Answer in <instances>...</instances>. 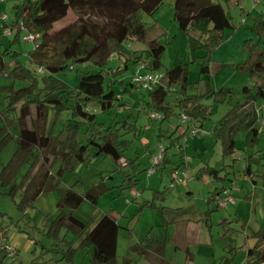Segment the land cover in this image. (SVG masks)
Returning a JSON list of instances; mask_svg holds the SVG:
<instances>
[{
    "label": "rangeland",
    "instance_id": "1",
    "mask_svg": "<svg viewBox=\"0 0 264 264\" xmlns=\"http://www.w3.org/2000/svg\"><path fill=\"white\" fill-rule=\"evenodd\" d=\"M254 0H220L225 12L230 18L231 27L225 30L223 40L214 47L211 55V87L214 92L219 89L230 90L233 94L227 96L222 102L214 98L201 99L202 105L208 109V118L205 120L203 131L207 134L202 140H189L184 148L185 156L190 158L189 172L195 175L197 171L208 163L216 170L224 166L227 171L235 167V181L229 183V196L234 205L228 210L216 209L212 204L206 205V200L220 183L212 177L194 178L188 186H175L169 188L171 167L180 164L177 149L169 150V164L163 170L161 164L155 173L148 175L152 159L159 156V147L168 148L169 136L179 125V115L182 108L179 106L177 94H170L166 99L170 107L169 119L159 122L151 120L150 114L156 113L163 117V112L151 111L147 103L148 95L140 89L133 88L131 75L133 67L130 65L126 72H122L116 81L122 82L127 91H123L119 84L114 85L116 92H121L124 107L102 113L96 102H89L87 110L95 115L94 130L103 132L106 128L116 130L120 135L119 140L127 142L123 151V167H117L104 155L92 156L87 165H77L69 168L62 177L59 188H70L84 196L89 188L104 182L108 190L97 200L96 205L86 199L73 212V216L85 224H89L84 235L88 233L102 215L109 214L116 218L119 225L116 249V262L122 264L124 258H130L133 264H145L130 248L145 244L146 239H163L165 241V259L171 264H221L223 258L239 264L244 261L245 252L255 244L254 235L264 225V184L258 181L257 186H251L243 176L246 162L245 154L259 153L264 156V101L259 100L255 105L258 110L259 121L256 128L259 130L260 141L254 150H246L245 133L241 132L236 137L237 150L232 158L222 161L221 145L215 142L212 135L213 127L219 120L237 104L243 103L245 96L241 93L244 87L252 88L257 79L247 73L236 70V65L243 63L248 55V46L258 44L263 46L260 37L253 32L257 21L264 16V2L253 5ZM19 0H5L0 2V54L16 56L18 62L33 73L41 82L42 77H47L48 72L39 74L37 67L30 64L28 54L40 43L38 35L35 42H25L28 33L24 30L17 35L15 29H10L13 21V8ZM174 0H164L158 9L151 15L143 14L142 21L147 24L146 40L156 39L163 43L160 72L178 65H186L188 72V96H197L205 92V87L200 76V67L203 59L208 55L206 37L199 31L190 29L187 32L178 30L174 20ZM5 18V19H4ZM77 16L69 11L67 16L55 23L48 33L53 36L61 29L75 23ZM162 27L164 32H159L155 26ZM157 27V28H158ZM192 39L195 41L192 42ZM248 42V44H246ZM130 50H145L144 43H128ZM7 54V55H6ZM124 60L118 59L114 54L107 63L105 71L123 69ZM217 66L222 69L216 70ZM85 70V66H78V71ZM91 73L97 70L89 68ZM79 73L68 71L56 77L74 87L78 81ZM108 83L109 76H105ZM5 78H0V85H9ZM24 82H17L16 90L25 87ZM177 92L180 86L177 85ZM7 104L4 95L0 93V111ZM33 112V111H31ZM74 116L71 111H63L56 115L50 110L47 118L46 132L57 135L70 124ZM127 126L123 127V123ZM92 126H81L78 141L84 142L91 133ZM10 132L18 135L17 127ZM178 131L173 138L178 137ZM197 146V147H196ZM16 148L15 142L10 143L0 153V172L7 164ZM239 159V160H238ZM233 160H238L233 164ZM31 161L26 162L19 170L15 183L19 184L27 173ZM59 162L54 164L52 173L55 175ZM253 172H264V160L260 164L254 163ZM130 178V179H128ZM134 180L137 185L132 186ZM190 189V190H189ZM8 188L0 187V264H92L90 261L92 249L81 246V238L66 227L59 226L58 238L49 236L55 224H52L60 212L57 209L59 192L48 191L41 194L32 204L20 210L18 205L22 192L16 191L12 196L7 195ZM190 192L191 194H188ZM163 193L164 200L154 199L156 194ZM246 198V199H245ZM210 209L209 220L205 221L206 213ZM225 221V223H223ZM65 239V240H64ZM80 246V247H79ZM6 247L15 251L14 258L4 254ZM68 247H73L77 252L71 261L63 257L68 252ZM188 252L192 259L188 260ZM49 250H54L51 252Z\"/></svg>",
    "mask_w": 264,
    "mask_h": 264
},
{
    "label": "trees",
    "instance_id": "2",
    "mask_svg": "<svg viewBox=\"0 0 264 264\" xmlns=\"http://www.w3.org/2000/svg\"><path fill=\"white\" fill-rule=\"evenodd\" d=\"M164 0H19L13 8V21L10 29H15L17 35L24 30L30 35H38L40 43L28 54L30 64L48 72L47 77H42L40 82L31 71L24 67L16 56L0 54V78L7 79L9 85H0V93L7 101L5 108L0 111V153L12 142L16 148L0 172V187L8 188L7 195L12 196L16 191L22 192L18 205L20 210L32 204L41 194L57 190L59 200L57 209L60 214L52 222L53 227L49 236L58 238L59 226H66L77 238H81L82 247L92 249L90 261L92 264H117L116 249L119 225L112 215L105 214L97 221L94 227L84 235L89 224H85L73 216L84 199L96 205L98 198L108 190L102 181L88 189L84 196L78 194L73 187L59 188V183L65 172L77 165H87L92 156L104 155L117 167H123V151L127 142L119 140L120 135L116 130L106 128L103 132L95 131V115L87 110L89 102H96L102 113L124 107L121 92L114 90V85L119 84L123 91H127L122 82L116 78L126 72L131 65L133 71L140 64H145L149 71H159L161 55L164 45L153 39L146 40L147 24L142 21V15L153 14ZM264 2L261 0L259 3ZM253 4L254 6L258 5ZM174 20L178 30L187 32L190 29L199 31L206 37L208 55L203 59L200 67V76L205 87V92L197 96H188V72L186 65H178L160 72L163 74L161 87L151 91L143 90L147 95L146 105L151 111L163 112L164 116L159 122L170 118L171 111L166 99L170 94H177L182 112L192 118L196 123L204 124L208 118V109L202 105L201 99L214 98L222 102L233 93L227 89L214 92L211 87V55L223 40L225 30L231 27L230 18L225 12L220 0H174ZM76 14L75 23L49 36L52 26L64 19L67 13ZM263 41V46L258 44L247 45L249 55L247 59L236 65V70L247 73L257 79L252 88L244 87L241 93L245 100L230 109L213 127L212 135L215 142L220 143L222 161L232 158L237 150L236 137L245 133L246 150H254L260 141L259 130L256 124L259 121L258 110L255 109L257 101H264V16L260 18L252 29ZM195 41L192 39V42ZM144 43L145 50H130L128 43ZM248 44V42L246 43ZM123 59L124 66L120 70L105 71L112 55ZM7 55V54H6ZM85 66V70L78 71V66ZM97 71L91 73L89 68ZM222 69L217 66L216 70ZM68 71L79 73L78 81L72 88L65 81L56 76ZM132 71V73H133ZM109 76L108 83L105 82ZM17 82H24L25 87L16 90ZM180 86V92L175 89ZM134 89H140L130 84ZM173 88L174 92L169 89ZM142 90V89H140ZM50 110L56 115L63 111H71L74 116L70 124L57 135L46 132L47 118ZM33 111V112H31ZM151 119V118H149ZM153 120V119H151ZM263 123V122H262ZM92 126L91 133L84 142L78 141L81 126ZM127 122L123 123V127ZM17 127L18 135L14 136L10 130ZM178 131V127L176 128ZM175 132L169 136V146L161 154V166L164 170L169 164L167 156L171 148L177 149L180 163L185 155L182 150V134L173 138ZM178 146L179 149L176 147ZM239 160V159H238ZM233 160V164L236 161ZM246 167L243 176L252 185L258 181L264 184V172H253L254 163L260 164L263 159L259 153L245 154L243 159ZM28 161L31 165L19 184L15 178L20 168ZM59 162L56 174L52 173L54 164ZM175 167H171L170 174ZM235 167L227 171L224 166L220 170L205 164L197 171V175L212 177L220 183L221 188L215 189L206 200L208 207L214 204L221 192L226 189L227 182L235 178ZM189 170V168H188ZM190 174V172H189ZM191 175V174H190ZM192 176V175H191ZM130 179V178H128ZM134 180L132 186L137 185ZM244 182V180H243ZM163 193L156 194L154 199L164 200ZM217 209V207L215 206ZM206 213L205 221L209 220L210 209ZM225 223V221H223ZM255 244L246 250L244 264L264 263V225L254 235ZM65 240V239H64ZM80 247V246H79ZM68 252L63 259L71 261L76 250L68 247ZM5 251V250H4ZM54 252V250H49ZM130 251L142 259L145 264H170L164 258L165 241L163 239H146L145 244H138ZM7 252L5 251L4 254ZM122 264H133L132 259L124 258ZM221 264H233L223 258Z\"/></svg>",
    "mask_w": 264,
    "mask_h": 264
},
{
    "label": "built area",
    "instance_id": "3",
    "mask_svg": "<svg viewBox=\"0 0 264 264\" xmlns=\"http://www.w3.org/2000/svg\"><path fill=\"white\" fill-rule=\"evenodd\" d=\"M5 0H0V2H3ZM238 1V0H237ZM261 0H254L253 4L259 3ZM5 19V18H4ZM36 37L33 35L28 34L24 41L25 42H35ZM37 72L39 74L43 73V69L39 68L37 69ZM163 77V74L156 71H149L146 69L145 64H140L137 67H135L132 75H131V83L135 85L136 87L145 90V91H151L156 87H161V79ZM170 92H174L173 88L169 89ZM150 118L153 120H161L163 117L157 115L156 113H151ZM179 125H178V132L182 134L181 139V145L182 150H184L187 142L189 140L193 139H199L207 134L203 131V128L198 125L192 118L188 117L184 113H181L178 118ZM264 124V121H263ZM178 149L179 147L176 146ZM163 152V147H159V156L157 158L152 159L151 167L147 170L148 175H152L155 173V169L159 167L161 164V154ZM191 159L184 157L181 160V163L174 168V170L171 172V180L169 188H173L175 190V186H186L190 182L194 180V177L189 174V163ZM214 205L221 210H227L230 206L234 205V201L229 196V189H224L220 196L217 197V199L214 202ZM9 257L14 258L15 251L11 247H6L5 250ZM264 264V263H263Z\"/></svg>",
    "mask_w": 264,
    "mask_h": 264
},
{
    "label": "crops",
    "instance_id": "4",
    "mask_svg": "<svg viewBox=\"0 0 264 264\" xmlns=\"http://www.w3.org/2000/svg\"><path fill=\"white\" fill-rule=\"evenodd\" d=\"M154 26H155V25H154ZM155 27H156V29H158L159 32H164V29H163L162 27H158L157 25H156ZM157 27H158V28H157ZM152 40H153V39H152ZM198 125H200L202 128H203V126H204V124H200V123H198ZM178 134H179V133H178ZM202 139H203V137H202V138H199L198 141H199V142H200V141H204V143H205V140H202ZM194 140H195V139H194ZM196 147H197V146H196ZM167 160H168V156H167ZM168 162H169V161H168ZM169 172H170V171H169ZM190 174H191V173H190ZM191 175H192V174H191ZM192 176H193L194 178H196V179H199V178H201V177H207V176H200V177H199V176L197 175V173H196L195 175H192ZM235 177H236V176H235ZM232 179L235 181V178H232ZM233 180H232L231 182H227L226 185H225V187H227V185H228L229 183H232ZM193 181H194V180H193ZM193 181H192V182H193ZM190 183H191V182H190ZM190 183H189V184H190ZM244 183H246V181H244ZM247 183H249V182H247ZM247 183H246V184H247ZM189 184H188V185H189ZM249 184H250V183H249ZM188 185H186V186H188ZM250 185L254 187V185H252V184H250ZM255 186H257V184H256ZM226 189H228V188H226ZM189 190H190V189H189ZM188 194H191V193L188 192ZM158 199H159V198H158ZM245 199H246V198H245ZM205 203H206V202H205ZM206 205H207V204H206ZM232 206H233V205H232ZM228 209H229V208H228ZM228 209H227V210H228ZM187 250H188V248L185 249V251L188 253V258H187V259H188V260H191L192 257H191V255L189 254V252H188ZM164 258H165V256H164ZM245 258H246V252H245ZM245 258H244V261H242V263H239V264H244V263H245ZM167 261H168V260H167ZM168 262H170V261H168ZM170 264H171V262H170Z\"/></svg>",
    "mask_w": 264,
    "mask_h": 264
}]
</instances>
